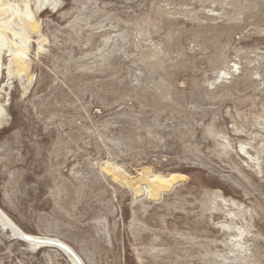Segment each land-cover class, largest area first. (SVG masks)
Returning <instances> with one entry per match:
<instances>
[{
    "label": "rangeland",
    "instance_id": "obj_1",
    "mask_svg": "<svg viewBox=\"0 0 264 264\" xmlns=\"http://www.w3.org/2000/svg\"><path fill=\"white\" fill-rule=\"evenodd\" d=\"M15 1L0 264H264V0Z\"/></svg>",
    "mask_w": 264,
    "mask_h": 264
},
{
    "label": "bare ground",
    "instance_id": "obj_2",
    "mask_svg": "<svg viewBox=\"0 0 264 264\" xmlns=\"http://www.w3.org/2000/svg\"><path fill=\"white\" fill-rule=\"evenodd\" d=\"M21 1L25 2L26 13L28 14V16L30 17V20H31L29 23L30 30L31 31L32 30L38 31V29H39L38 25L36 23H34V19H33L34 17L31 13V10H30V0H21ZM15 2H16L15 0H0V59L2 57V51L4 50L5 47L8 46V42L10 40V37H8V31L7 30L10 29L13 33V38L11 40L16 45V49L15 50L10 49V51L12 52V54H14L17 57V59L19 61L18 72L19 73H27L29 70V64H30L29 59L27 58V50L28 49L26 46L28 41H29V36L27 34L28 37L27 36L25 37L26 45L24 43V47L20 46L18 44L17 39H18V37L23 38V36H25L26 32L23 34L22 31L16 30L13 26H9L10 25L9 23L11 22L10 20L13 19V17L15 15L19 16L20 13L22 12V10H20V7L17 4H15ZM7 15H8V17H6ZM2 111H3L2 107H0V115L2 114ZM149 174L150 173L148 171H146L142 174V176L139 179L128 180V178H127L126 180L138 193L144 191L142 183L145 182L146 185L148 186L147 190H148L150 196L153 198H156L159 195L161 196L162 192H164L165 189H168L172 184L175 183V181H177V178H179L178 177L179 175L178 176L172 175V176L167 177V178L158 176V177H155L152 179V178H150ZM0 222L4 223L6 226L10 227L16 234H18L20 237H22L23 239H25L31 243L46 245L43 243L54 241V239H52V238L32 235V234L26 233V232L18 229L12 223V221L6 217V215L2 212V210H0ZM57 241H60V240H57ZM60 243L62 244L61 247L64 250H66L68 252V254H70V256L74 260L75 264H84L83 261L81 260V258L78 257L79 254L77 255L75 253V250L73 251V249L70 248L68 244H64L62 241Z\"/></svg>",
    "mask_w": 264,
    "mask_h": 264
},
{
    "label": "water",
    "instance_id": "obj_3",
    "mask_svg": "<svg viewBox=\"0 0 264 264\" xmlns=\"http://www.w3.org/2000/svg\"><path fill=\"white\" fill-rule=\"evenodd\" d=\"M61 246V245H60Z\"/></svg>",
    "mask_w": 264,
    "mask_h": 264
}]
</instances>
